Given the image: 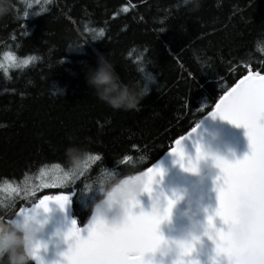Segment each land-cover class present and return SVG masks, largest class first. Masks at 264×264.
<instances>
[{
	"label": "trees",
	"instance_id": "obj_1",
	"mask_svg": "<svg viewBox=\"0 0 264 264\" xmlns=\"http://www.w3.org/2000/svg\"><path fill=\"white\" fill-rule=\"evenodd\" d=\"M260 40L264 0H201L197 11L184 0H14L0 16V216L70 191L71 217L86 224L105 171L111 182L136 176L211 112L245 65L264 72ZM101 53L121 80H149L136 109H113L87 83ZM69 145L84 157L75 176ZM64 173L75 180L61 186Z\"/></svg>",
	"mask_w": 264,
	"mask_h": 264
},
{
	"label": "water",
	"instance_id": "obj_2",
	"mask_svg": "<svg viewBox=\"0 0 264 264\" xmlns=\"http://www.w3.org/2000/svg\"><path fill=\"white\" fill-rule=\"evenodd\" d=\"M246 133L247 129L243 125L234 124L219 115L207 114L199 122V127L191 138L184 140L185 155L182 163L175 153L168 151L153 165L137 174L143 177L142 189L137 196L124 201L125 210L119 220L114 221L110 214L98 215L93 209L88 222L78 226L71 217L69 201L63 208L56 202L50 201L47 211L42 207H30L23 214L35 213L44 222L43 231L38 233L44 245L40 249L43 264H58V262L63 264L62 253L66 252L73 242L67 234L74 227L80 230L81 237L89 236L90 226L95 227V241L102 254L114 253L122 247H128V257H140L139 248L133 245L148 234L151 218L160 216L164 218L159 221L158 232L164 237V241L155 252H144L142 258L129 259L125 264H148L149 261L152 264H160L161 261L164 264H174L179 252L176 242L193 240L194 237L199 239L195 241L192 258L198 259L200 264H213L212 257L216 255L215 243L205 233L208 230L215 234V229L208 228V217L210 215L213 217L215 228H223L225 231L229 228L223 218L216 214V209L220 207L219 186L223 183L222 168L218 161L234 162L244 158L250 152ZM197 142L201 149L199 154ZM203 161L210 164L212 169L210 173H205L201 169ZM154 165H159L162 172L155 173L149 182L146 173ZM193 166L195 171L190 170ZM201 175L204 177L203 180L200 179ZM245 198L246 194L240 192L238 196L241 202L238 208L240 223L237 227L245 223L241 216L242 202ZM189 200L192 201L191 215L197 221L195 230L192 220L185 214ZM170 201L173 203L169 208ZM252 216L253 213L250 211L246 221L248 232L243 239L251 231ZM33 261L38 264L37 260ZM100 264H114V262L102 259Z\"/></svg>",
	"mask_w": 264,
	"mask_h": 264
},
{
	"label": "snow or ice",
	"instance_id": "obj_3",
	"mask_svg": "<svg viewBox=\"0 0 264 264\" xmlns=\"http://www.w3.org/2000/svg\"><path fill=\"white\" fill-rule=\"evenodd\" d=\"M99 36L104 35V29L101 28L97 33ZM14 59V58H13ZM29 59H32L30 57ZM29 59L23 60V64H28ZM139 59V58H138ZM247 74L241 75L240 78L216 100L214 107L208 114L211 116L219 115L223 119L229 120L234 124L243 125L247 129V136L250 143V152L244 158L237 161H218L222 168L223 183L219 186L220 207L216 209V214L221 216L226 224L229 225L227 231L223 228H215L213 217H208V235L215 243L216 255L212 257L213 264H249L247 256L264 259V72L252 70L248 65ZM199 127V122L191 129V132L180 135L174 141V146L169 151L175 153L180 162H183L184 140L191 138ZM133 149L137 146L132 145ZM201 151L197 142V153ZM131 155L124 154L123 161H127ZM91 161L99 162L101 155L96 154L89 156ZM145 159V157H141ZM84 167L87 169L88 164ZM190 170L195 171V167ZM157 172H162L159 165H154L148 170L146 175L149 182ZM82 175V174H81ZM59 184L65 185L72 183L75 179L68 173L58 176ZM43 187H56L58 185H49ZM12 191L15 188L9 186ZM240 192L246 194L242 202L243 208L249 209L252 213L251 231L243 240L237 236V225L240 223L238 208L241 202L238 200ZM70 191H60L55 195H42L36 200L33 207H42L45 211L49 209V202H56L63 208L69 201ZM173 202H169V208ZM27 211L25 207H20L16 212L17 215ZM167 214V210L165 215ZM163 216L151 218V225L148 234L135 245L140 250V257H128V247H122L114 253L102 254L95 241L96 229L90 226V234L87 237L80 236V230L73 228L67 234L72 238V243L66 252L62 253L64 257L63 264H100L102 259L111 260L114 264H125L129 259H140L144 252H155L164 237L158 232V224ZM193 240L177 241L179 249L178 257L174 264H200L198 259L192 258L195 251V241ZM36 259L38 264H43L38 254ZM59 264V262H58ZM148 264H152L151 261Z\"/></svg>",
	"mask_w": 264,
	"mask_h": 264
},
{
	"label": "clouds",
	"instance_id": "obj_4",
	"mask_svg": "<svg viewBox=\"0 0 264 264\" xmlns=\"http://www.w3.org/2000/svg\"><path fill=\"white\" fill-rule=\"evenodd\" d=\"M186 5L190 6L191 11H197L201 5V0H184ZM14 7V0H0V16L8 14ZM98 34H94L92 40H97ZM258 50L264 51V40L257 42ZM86 80L93 89L98 99L112 107L113 109H136L141 104L143 98L150 92L149 80L145 79L143 83H127L121 80L119 73L116 71L113 61L108 54L101 53L98 55L97 64L90 66L86 72ZM55 84V82H53ZM55 86L64 91L58 85ZM66 156L71 165V175L75 176L82 167L83 153L75 145H69L66 149ZM201 169L205 173L211 172V166L207 161H203ZM104 177L108 186L103 188V198L95 204L94 211L96 214L104 216L111 215L112 219L119 220L125 210L124 201L137 196L144 182L143 177L136 175L133 177H123L111 182L112 172L105 171ZM203 175L200 179L203 180ZM11 197L9 196V203ZM159 198L157 197V204ZM189 206L185 209V214L192 220L193 230L197 221L191 215L192 201L189 200ZM5 202L0 199V207H4ZM250 215L247 208L241 209V216L245 223L239 225L236 229L237 235L243 239L248 227L246 221ZM44 222L40 217L33 213L31 215L23 214L19 217L0 216V264H29L31 260H37L36 255L40 256V249L44 246L38 235L43 231ZM162 254H166L163 253ZM43 259L42 257H40ZM249 264H264V259L247 256ZM160 264H164L163 261Z\"/></svg>",
	"mask_w": 264,
	"mask_h": 264
}]
</instances>
